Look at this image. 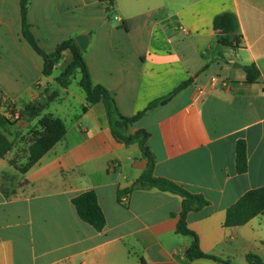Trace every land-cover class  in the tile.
Here are the masks:
<instances>
[{
  "label": "crops",
  "instance_id": "1",
  "mask_svg": "<svg viewBox=\"0 0 264 264\" xmlns=\"http://www.w3.org/2000/svg\"><path fill=\"white\" fill-rule=\"evenodd\" d=\"M29 3L31 33L47 54L66 40L91 35L83 52L91 79L114 96L125 117L189 82L126 135L147 131L155 176L209 201L188 215L187 224L203 253L219 260H188L193 239L177 233L180 195L136 189L119 200V191L147 169L139 143L114 137L102 102L83 111L86 94L58 85L56 78L73 61L71 51L44 76L43 57L23 35L21 0H0V112L18 111L12 117L16 133L29 130L30 118L19 115L29 104H80L69 123L51 113L65 122L66 136L27 173L10 165L14 153L0 158V264H249V255L264 260V214L242 227L224 226L227 209L264 186V0ZM226 12L238 17L241 48L221 46L214 31L215 17ZM250 65L261 74L254 84L246 82ZM212 78H218L215 85ZM54 92L59 96L53 101ZM239 141L247 145L245 173L237 168ZM89 191L106 217L101 232L81 220L73 205Z\"/></svg>",
  "mask_w": 264,
  "mask_h": 264
},
{
  "label": "trees",
  "instance_id": "2",
  "mask_svg": "<svg viewBox=\"0 0 264 264\" xmlns=\"http://www.w3.org/2000/svg\"><path fill=\"white\" fill-rule=\"evenodd\" d=\"M29 0H21V16L23 24V35L30 43L34 50L43 57L44 76H51L57 63L63 57L65 51H71L73 61L71 64L56 78V82L62 88H68L72 79L80 72V87L86 94V106L83 111L98 104L105 105L107 116L112 128L114 137L125 144L138 142L145 155L148 166L145 172L134 182V184L124 190L119 191V200L127 197L136 189L157 188L162 191L171 192L180 195L183 198L182 210L179 214V223L177 233L190 236L193 239L191 246L187 250L189 261L197 259H214V256L203 253L200 248L198 236L189 229L187 224L188 215L193 211L209 205V201L202 195L194 194L177 183L163 177L155 176L156 159L147 145L149 133L140 130L134 135H126V130L130 125L140 120L150 110L158 105H164L176 95L180 90L189 85V82L183 83L167 98L159 99L152 102L147 110L134 117H125L119 111L114 96L102 85H95L91 79L88 65L84 53L81 51L74 39L62 42L57 50L52 54H47L38 45L35 37L31 33V26L27 21ZM108 11L110 9L108 8ZM214 31L220 41L221 46L238 49L243 45V35L241 33L240 23L235 13L226 12L215 17L213 22ZM223 32V33H221ZM246 82L249 84L257 83L261 74L255 65L246 66ZM58 92H54L51 100L58 98ZM46 106L42 104H29L19 115H29L32 118H39L38 122L29 128L25 135L21 133L13 134L11 127L15 125L12 117L16 112H0V158L6 159L8 155L14 153L9 159L11 166L22 174L27 173L34 167L49 151H51L66 136L67 127L65 122L51 113H44ZM27 144L26 149L22 147ZM25 149V150H24ZM20 152L23 154L20 155ZM237 168L239 173H245L248 169V154L245 141H239L237 144ZM77 213L81 220L93 226L98 232L103 231L107 221L105 214L99 204L97 194L94 191L85 192L73 199ZM264 214V186L248 191L235 204L230 206L226 212L224 226L227 228H238L246 225L254 218ZM249 264H264V260L256 255L248 256Z\"/></svg>",
  "mask_w": 264,
  "mask_h": 264
},
{
  "label": "rangeland",
  "instance_id": "3",
  "mask_svg": "<svg viewBox=\"0 0 264 264\" xmlns=\"http://www.w3.org/2000/svg\"><path fill=\"white\" fill-rule=\"evenodd\" d=\"M80 78H81V74H80V72H77L76 76L72 79L71 84L69 86L70 91L72 93H74L75 95L79 96V97L85 95L84 90L79 85ZM56 89L57 90H61L60 87H56ZM79 105L80 104H79V102L77 100H75V101L73 100L71 105H67V104L66 105H55L54 104V105H51L50 108H47L44 111V113H53V114L57 113L55 115H58L59 117H61L62 119H64L67 123H69L71 121V119H72L73 114L75 113V111L76 110H79ZM16 112H18V111H16ZM28 117L30 118V119H28V120H30L28 122V123H30V125L28 124V126H29V128H31L32 123L33 124L34 123L36 124V122H38L39 118H37V120H35L34 118H31L29 115H28ZM11 128H12L13 134H17L16 133L17 132L16 131L17 129H15V128L13 129V127H11ZM22 135H23V133H22ZM26 147H27V144H25L24 147H22L21 151L23 150V148L26 149ZM22 154L23 153L20 152V155H22Z\"/></svg>",
  "mask_w": 264,
  "mask_h": 264
},
{
  "label": "water",
  "instance_id": "4",
  "mask_svg": "<svg viewBox=\"0 0 264 264\" xmlns=\"http://www.w3.org/2000/svg\"><path fill=\"white\" fill-rule=\"evenodd\" d=\"M223 33V32H221ZM91 35H80L77 36L75 38L77 45L79 46V48L81 49L82 52H85L87 50V47L89 45V39H90ZM236 68H239V65H235Z\"/></svg>",
  "mask_w": 264,
  "mask_h": 264
},
{
  "label": "built area",
  "instance_id": "5",
  "mask_svg": "<svg viewBox=\"0 0 264 264\" xmlns=\"http://www.w3.org/2000/svg\"><path fill=\"white\" fill-rule=\"evenodd\" d=\"M218 78H212L211 85H215L217 83Z\"/></svg>",
  "mask_w": 264,
  "mask_h": 264
}]
</instances>
